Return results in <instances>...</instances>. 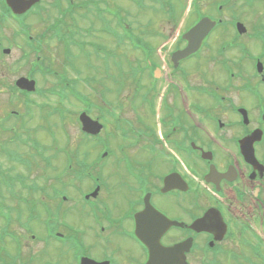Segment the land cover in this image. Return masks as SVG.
Masks as SVG:
<instances>
[{
  "label": "flooded vegetation",
  "instance_id": "af4514ba",
  "mask_svg": "<svg viewBox=\"0 0 264 264\" xmlns=\"http://www.w3.org/2000/svg\"><path fill=\"white\" fill-rule=\"evenodd\" d=\"M123 2L108 9L114 29L123 19ZM40 3L20 16L27 39L24 76L35 80V89L7 85L8 92L25 98L17 104L28 108H3L0 138L36 141L47 136L55 152L61 97H70L83 84L88 103V26L75 22L72 14L87 10L75 0L50 1L59 15L35 27L40 30L34 38L27 19L37 16ZM155 7L154 2L150 9ZM161 15L167 19L153 27L154 38L133 31V42L117 38L118 47L129 49L118 48L122 81L102 86L100 113L93 116L104 124L107 147L96 171L88 152V165L68 170L53 165L51 177L43 169L40 186L23 175L13 180L11 169L0 181V264H79L83 257L88 264H144L148 250L135 228L161 232L164 246L191 237L186 261L205 264L235 227L257 233L253 226L258 223L264 236V0H184L180 11L169 7ZM52 40L67 64L54 61L53 53V60L33 57ZM34 41L37 46L30 49ZM189 44L197 47L176 57ZM74 72L79 76L69 77ZM110 93L117 94L113 103L107 99ZM8 101L13 109L16 101ZM42 146L51 151L50 144ZM148 203L182 225L165 228L151 214L143 215ZM209 209H216L225 223L221 241L217 231L188 227ZM37 226L41 235L34 233ZM51 242L54 246H47ZM46 256L62 263H50Z\"/></svg>",
  "mask_w": 264,
  "mask_h": 264
},
{
  "label": "rangeland",
  "instance_id": "374dc122",
  "mask_svg": "<svg viewBox=\"0 0 264 264\" xmlns=\"http://www.w3.org/2000/svg\"><path fill=\"white\" fill-rule=\"evenodd\" d=\"M40 5L42 8L39 10L40 12L37 14V16H31L29 15L27 22L28 24L32 25V36L35 38V36L38 35L39 30H35L34 28L39 26L43 28V25H40L43 21L45 24H50L54 17L56 15H59L57 12H54L55 10L50 6V1L52 0H40ZM84 3H83V2ZM119 0H111V2L108 4L106 0H75L77 4L85 5V8H81L82 10H87L85 13L80 15L79 12L76 10L73 11V16L75 22H84V26H88V97L89 99L93 98L94 94H97L98 97L102 98V89L99 86H92L93 83L90 79L95 81L98 84H101L102 82L110 81L112 85H117L118 83H121V79L113 78V76L118 77V70L122 69V62L117 60L118 56V48L120 50L129 49L126 44L122 45L121 47H118L114 43V39L110 37V33H116L115 29L111 25L109 21V17H111V14L109 13L108 9H113L115 4L118 5ZM156 4L155 9L153 11L149 7V0H131L133 5L131 3H128L124 0L123 6H124V18L126 22L125 24H128L131 29L135 33H141L140 37H144L146 40L148 38L152 39L155 37L153 34V27L156 26V23H161L166 21L167 17L166 15H160V13L165 10V8L172 7L173 11H180L182 9V5L184 4V0H153ZM167 5V7H166ZM98 6V7H96ZM165 7V8H164ZM157 18V19H156ZM156 20V21H155ZM11 22L8 23V26L6 27L5 22L0 26V114L4 113V109L6 110H22V108L26 109L28 108L25 105H22L20 107L18 104L15 103L13 106L14 109L10 108V102L9 97L10 94L7 90V85L13 84L15 78L24 75L27 70V65L25 64V61L22 59V50L24 46V42L27 41L25 39V35L23 34L22 30L19 26H17V23L14 20H10ZM152 21V22H151ZM66 23H62L63 29L67 24L71 23V20L65 21ZM130 24H129V23ZM5 24V25H4ZM90 25V26H89ZM151 27V28H150ZM129 28V27H128ZM102 32H101V31ZM159 30V29H158ZM119 33L121 34V29H119ZM143 33V34H142ZM117 39V38H116ZM118 41V40H116ZM127 43V41H125ZM49 44V45H48ZM56 42L52 40V43L49 42L47 44H41L42 49L37 52L33 53V57L39 55L40 60H47L49 58L50 60H53L52 56H50L51 53L54 54V61H56L58 64L63 65V61H65V64H67L63 54L61 51H58L56 49ZM128 44V43H127ZM37 46V42L29 43V48L33 49L34 46ZM9 47L10 52L9 54H3L1 52L2 48ZM84 64L86 63V60L83 59L82 61ZM53 63V62H52ZM77 63H79L77 61ZM24 65H26L24 67ZM72 71V70H70ZM79 76L75 72L73 74H70L69 77H76ZM97 85V84H95ZM91 88V89H90ZM92 92H91V91ZM75 93H79L82 96H86L87 91L84 89L83 84H81V87L78 86L77 90L75 89ZM67 94V92H66ZM107 95V99L110 102H114L116 99L117 94L116 93H110ZM70 97L65 98V95L61 98V104L60 108V115L61 117H66L68 119H75V116L77 117L78 113L83 109H88L86 107V104L84 101L78 99L74 95L69 94ZM98 97L95 96L96 99H94V102H92V107L90 108V111L99 114L100 113V102ZM12 101V100H10ZM30 108L35 109L36 107L34 105L30 106ZM63 108L67 110V114L64 112ZM24 109V110H25ZM35 112V111H34ZM14 115H11V119L18 117V112L13 113ZM59 116V118H61ZM91 116H94L91 114ZM34 118V115H32V119ZM5 117H0V122L5 121ZM78 126L75 124L72 126L71 124H63L62 122L59 125L58 132L61 131L60 135V141L58 143H55L54 146L58 148L59 150L61 147H63L65 141L68 139L72 140L73 147H75L80 141V151H87L90 152V159L93 162H99V152H102V146H101V139L103 138L101 133L96 136L95 138L89 139L88 142H83L82 139L85 138L83 135H80L77 133ZM3 137V136H2ZM116 135L110 138L112 143H115ZM22 140V139H20ZM23 141V140H22ZM41 143L47 144L51 143V138L47 136H41L40 140ZM60 143V144H59ZM68 144V142H66ZM29 146V145H28ZM4 152H34L33 150L27 148V146L23 147L19 141L11 140L10 136L0 138V172L2 171L5 173L7 167L14 166V170L12 171L13 175H18L23 173L24 178L29 182H38L37 185L40 186L42 184V178H41V172L39 167H42L44 164L42 162H38V169L37 164L35 165L37 159L41 160L39 157L33 156L29 154L28 158L32 161L31 168L29 166L27 168L23 167L22 165H17L13 163L10 158L6 155ZM60 152V151H59ZM84 152V153H87ZM71 152L69 156H71ZM37 158V159H36ZM58 160L55 162V165L57 164L58 168L65 169V165H67V153L66 152H60L57 156ZM80 158L82 156L80 155ZM88 159V158H87ZM10 161V162H9ZM96 171V170H94ZM46 173L50 176L53 174L52 169H46ZM5 179V178H3ZM38 180V181H37ZM4 191V189H2ZM44 217V216H43ZM256 225L253 226L254 229H257V233H253V236L250 235L248 232H245L243 235L236 229V232L233 233V236L228 238L225 243L222 244V251L219 252V254L213 257H210L211 263L206 264H264V236L261 234L260 225L258 223H255ZM240 227V226H239ZM40 226H37L35 230V234L41 235L39 233ZM33 230V231H34ZM29 239V244L31 245H38L37 242L34 244L30 243L31 239ZM254 240V241H251ZM256 244V246L253 247V251L251 252L252 245ZM47 246L53 247L54 244H49ZM51 248V252H52ZM47 254V252H46ZM253 254V257L251 256ZM47 257V256H46ZM48 261L50 263L55 262L56 259L57 262L62 263V261L59 258H55L53 256L47 257ZM250 260H253V262H249ZM190 264H196L194 262H191Z\"/></svg>",
  "mask_w": 264,
  "mask_h": 264
},
{
  "label": "water",
  "instance_id": "95a60500",
  "mask_svg": "<svg viewBox=\"0 0 264 264\" xmlns=\"http://www.w3.org/2000/svg\"><path fill=\"white\" fill-rule=\"evenodd\" d=\"M36 0H6L7 4L10 6L13 12L15 13H22L24 12L29 5L34 3ZM189 48L184 49L183 51L179 52L178 54L185 55L189 52ZM16 84L20 87L26 88V89H32L33 88V81H29L28 79L24 77H20ZM79 120L82 125V130L90 133V134H97L101 129V124L98 123L97 120H93L90 117H88L85 113H81L79 116ZM204 221V217L197 219L193 223V227L197 229V227L202 226V222ZM140 238L149 246L152 259L149 264H156L154 263V257H159L161 254L164 256H167V259H169L171 256L175 255L176 253H181L183 249H187L188 244L190 241H185L183 243L174 245L172 247H162L159 245L158 240H154L152 237H150L147 234H139ZM86 262L88 264V259H86ZM84 264V263H83ZM174 264H178V261H174Z\"/></svg>",
  "mask_w": 264,
  "mask_h": 264
}]
</instances>
